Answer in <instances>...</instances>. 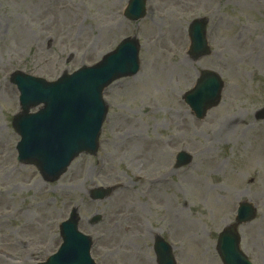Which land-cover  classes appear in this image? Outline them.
Here are the masks:
<instances>
[{
  "label": "rangeland",
  "instance_id": "obj_1",
  "mask_svg": "<svg viewBox=\"0 0 264 264\" xmlns=\"http://www.w3.org/2000/svg\"><path fill=\"white\" fill-rule=\"evenodd\" d=\"M127 1L0 0V264L45 262L72 209L96 264H156V237L170 243L176 264H222L216 238L241 201L257 212L239 227L240 248L264 264V119L254 117L264 109V0H147L136 22L123 15ZM198 18L207 19L211 52L192 60L188 26ZM129 37L139 42L140 68L105 91L97 154H80L47 183L16 159L19 94L10 76L54 81ZM203 70L218 73L224 89L197 120L182 96ZM233 114L240 119L223 125ZM180 151L192 163L175 169ZM109 186L108 198H89Z\"/></svg>",
  "mask_w": 264,
  "mask_h": 264
},
{
  "label": "water",
  "instance_id": "obj_2",
  "mask_svg": "<svg viewBox=\"0 0 264 264\" xmlns=\"http://www.w3.org/2000/svg\"><path fill=\"white\" fill-rule=\"evenodd\" d=\"M144 7L145 0H129L124 15L137 21L144 16ZM204 26L203 20L194 21L190 26L191 53H196L197 57L209 53ZM138 51V42L127 38L95 65L83 66L72 74L64 72L53 82L14 72L11 82L19 91L21 108L12 119V126L20 136L17 159L36 166L44 181L53 182L66 172L79 154H95L107 113L102 92L113 81L137 72ZM222 85L216 73L208 70L201 73L195 87L185 95V101L197 117L201 118L207 109L217 104ZM39 105L36 113H29L31 108ZM179 159L181 164L189 160L186 155H180ZM110 192L111 189L99 188L92 190L90 195L92 199L102 200ZM245 213L249 210L242 208L238 220L243 219ZM99 219L95 216L91 222ZM78 221L77 210L73 209L59 226L61 246L41 264H94L89 255L90 238L78 231ZM226 234L219 238L218 252L222 261L235 264L233 258L237 257L246 264L237 249V238L235 235L228 238ZM154 251L157 264H174L170 248L159 237L155 240Z\"/></svg>",
  "mask_w": 264,
  "mask_h": 264
},
{
  "label": "bare ground",
  "instance_id": "obj_3",
  "mask_svg": "<svg viewBox=\"0 0 264 264\" xmlns=\"http://www.w3.org/2000/svg\"><path fill=\"white\" fill-rule=\"evenodd\" d=\"M178 65L179 66H181L182 68H187V66H188V63H187V61L185 60V59H181V60H179L178 61ZM185 75V74H184ZM184 75L183 74H181V75H179L178 77H176L177 79H179V80H181L183 77H184ZM109 88V87H108ZM108 88H107V90H108ZM106 90V91H107ZM106 94V93H105ZM105 104H106V102H104ZM235 119H237V120H239L240 119V116L238 115V114H233L229 119H224V124L223 125H228L232 120H235ZM228 135V137L230 136V135H232V132H230L229 130H227V132H226V134H225V136H227ZM261 152H262V154L264 153V150H261ZM166 160V159H165ZM164 160V161H165Z\"/></svg>",
  "mask_w": 264,
  "mask_h": 264
},
{
  "label": "flooded vegetation",
  "instance_id": "obj_4",
  "mask_svg": "<svg viewBox=\"0 0 264 264\" xmlns=\"http://www.w3.org/2000/svg\"><path fill=\"white\" fill-rule=\"evenodd\" d=\"M262 172V170L260 169V167H259V171H258V174H260Z\"/></svg>",
  "mask_w": 264,
  "mask_h": 264
}]
</instances>
